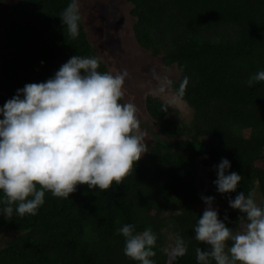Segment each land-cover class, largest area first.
<instances>
[{"label":"trees","instance_id":"16d2710c","mask_svg":"<svg viewBox=\"0 0 264 264\" xmlns=\"http://www.w3.org/2000/svg\"><path fill=\"white\" fill-rule=\"evenodd\" d=\"M125 1L138 46L162 66H176L174 91L188 78L181 100L191 120H173L177 112H162L166 104L146 96L142 120L157 130L133 173L108 190L77 185L68 199L45 192L35 216L20 217L15 206L10 219L0 215L6 238L0 264H139L124 254L118 229L125 224L137 233L152 229L155 264H199L195 249L207 248L194 234L202 197L229 204L240 192L255 193L261 198L257 203L254 196L255 203L264 208V81L246 84L264 71V0ZM69 3L11 0L1 17L0 108L26 84L53 78L71 57H93L82 19L76 39L62 25L59 16ZM98 71L109 72L101 61ZM222 158L230 162L229 173L242 177L235 192L221 194L214 184ZM217 213L227 227L241 230L244 214L238 209ZM177 236L188 251L173 260Z\"/></svg>","mask_w":264,"mask_h":264},{"label":"clouds","instance_id":"9594fccd","mask_svg":"<svg viewBox=\"0 0 264 264\" xmlns=\"http://www.w3.org/2000/svg\"><path fill=\"white\" fill-rule=\"evenodd\" d=\"M59 17L68 36L76 39L82 19L79 0H70ZM99 66L98 57L73 56L53 78L26 84L0 108V215L5 219L12 217L14 206L20 217L35 216L45 202V192L68 199L77 185L100 190H108L113 182L119 185L149 151L136 105L120 102L127 71L101 73ZM261 81L264 71L251 75L246 84L252 87ZM187 84L185 77L175 92L176 101L184 96ZM167 110L168 105H162L161 111ZM230 167L224 158L216 166L214 184L221 194L235 192L242 180L236 172L227 171ZM202 199L207 207L194 234L207 248L195 249L199 264H210V260L264 264V208L257 206L252 194L240 192L229 200V207L244 214L239 231L218 219L212 207L214 197ZM118 233L124 237L125 256L139 264H155L157 236L151 228L137 233L134 225L125 224ZM187 251V243L177 236L171 259Z\"/></svg>","mask_w":264,"mask_h":264},{"label":"rangeland","instance_id":"374dc122","mask_svg":"<svg viewBox=\"0 0 264 264\" xmlns=\"http://www.w3.org/2000/svg\"><path fill=\"white\" fill-rule=\"evenodd\" d=\"M80 15L86 29L89 40L93 46V57H98L103 62L109 73L127 71L128 75L124 83V98L137 107V117L140 121V128L146 132L145 143H153L154 133L157 128L149 119L144 122L145 113L143 110L145 97L150 95L158 98L168 107L177 112L171 117L175 121L189 123L192 112L187 104L181 99H174L175 91L172 82H176L179 72L175 65L164 67L158 58H152L142 50L135 41L131 27L133 19L129 11L130 5L125 0H79ZM10 2L0 3V35L1 17L8 9ZM164 87V91L159 89ZM144 122V123H141ZM208 183V178L203 175ZM258 203L261 198L253 194ZM207 205L204 201L198 208L205 210ZM214 210L232 209L229 204L213 201ZM6 241L3 234H0V246ZM171 245L167 246L169 249Z\"/></svg>","mask_w":264,"mask_h":264}]
</instances>
